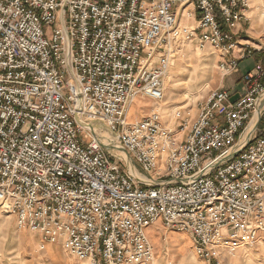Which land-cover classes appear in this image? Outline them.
<instances>
[{
	"label": "built area",
	"instance_id": "1",
	"mask_svg": "<svg viewBox=\"0 0 264 264\" xmlns=\"http://www.w3.org/2000/svg\"><path fill=\"white\" fill-rule=\"evenodd\" d=\"M188 4L193 30L177 11ZM249 10L250 0H0V211L89 264H153L157 222L189 234L209 264L254 248L264 238V36L239 44ZM187 42L222 52L224 76L257 55L244 94L210 92L194 119L175 112L177 132L156 111L129 125L137 97L163 103ZM99 126L142 181L104 149L113 141Z\"/></svg>",
	"mask_w": 264,
	"mask_h": 264
},
{
	"label": "rangeland",
	"instance_id": "2",
	"mask_svg": "<svg viewBox=\"0 0 264 264\" xmlns=\"http://www.w3.org/2000/svg\"><path fill=\"white\" fill-rule=\"evenodd\" d=\"M177 2L180 3V0ZM242 36L240 32L239 39ZM261 37L256 38L254 44L258 43ZM257 58L256 55L241 62L237 73L224 76L219 69V64L223 60L222 52L212 46L200 48L196 43L183 44L169 70L163 103L158 104L137 97L129 109L128 124L140 122L152 110H156L161 114L164 125L175 130L179 125V121L174 119L175 112L179 110L186 114L191 112V118L194 119L198 113V106L205 102L210 92L235 91L242 80L240 70L251 68ZM222 83L224 89L221 88ZM242 94L244 89L241 90L240 95ZM103 137L106 140L108 138L106 135ZM112 145L117 147L114 142ZM132 170L137 171L134 165ZM147 234L154 248L153 264H209L196 252L189 234L168 230L161 222L150 226ZM61 247L60 243L50 244L29 230L19 229L16 216H5L0 211V264H51L44 258V252L51 250L59 253ZM239 253L241 255L236 253L235 257L224 255V264H264V238L254 248L243 249Z\"/></svg>",
	"mask_w": 264,
	"mask_h": 264
},
{
	"label": "crops",
	"instance_id": "3",
	"mask_svg": "<svg viewBox=\"0 0 264 264\" xmlns=\"http://www.w3.org/2000/svg\"><path fill=\"white\" fill-rule=\"evenodd\" d=\"M177 11L179 14L180 26L182 28L193 30L197 27L198 14L194 11V6L192 4H188L184 8H179ZM247 18L249 19V22L243 21L239 26V32L243 35L239 40L240 45H252L256 38L264 36V0H250V10L247 14ZM253 66L245 70H240L242 76L250 71ZM221 88L224 89L223 83ZM241 90H243L242 80L238 88L233 91L235 96H239ZM44 248L46 247L44 246ZM44 258L51 264H89L87 261H79L70 257L62 247L61 252L59 253H55L51 250L47 252L45 251Z\"/></svg>",
	"mask_w": 264,
	"mask_h": 264
},
{
	"label": "bare ground",
	"instance_id": "4",
	"mask_svg": "<svg viewBox=\"0 0 264 264\" xmlns=\"http://www.w3.org/2000/svg\"><path fill=\"white\" fill-rule=\"evenodd\" d=\"M263 108H264V94L261 96V98H260V100H259V103H258V109H257V116H259L260 115V113H261V111L263 110ZM156 109V108H155ZM153 111H156V110H152V112ZM128 116H129V112H128V114H127V118H128ZM251 130H252V127L244 134V136H243V139H242V141L240 142V144L236 147V149H234L233 150V154L236 152V151H238V149L237 148H239V147H242L243 145H245L248 141H249V139H250V137H251ZM110 135V137H109V135ZM96 135L98 136V138H100L102 141H106L105 143H107L108 141L109 142H111V141H113L114 143H116L115 141H114V138H113V136H112V134H110V132L106 129V128H104L103 126H99L98 128H97V130H96ZM103 135H106L108 138H107V140L103 137ZM118 145V144H117ZM235 155V154H234ZM119 158H121V159H126V154H124V152H121L120 154H118L117 155ZM137 169V172L139 171L138 170V168H136ZM133 173V176H135V179H137L138 181H142L139 177H138V175L136 174L137 172L136 171H132ZM45 244V243H44ZM239 252H242V251H239ZM239 252H237L238 254H236V255H241V253H239ZM236 255H234L233 257H235Z\"/></svg>",
	"mask_w": 264,
	"mask_h": 264
},
{
	"label": "water",
	"instance_id": "5",
	"mask_svg": "<svg viewBox=\"0 0 264 264\" xmlns=\"http://www.w3.org/2000/svg\"><path fill=\"white\" fill-rule=\"evenodd\" d=\"M103 147H104V149H105L106 151H108L109 153L115 155L116 157H118L117 154H119V153H121V152H124V154H126L127 159H126V160L122 159V160H124V161L126 162L127 167H128L129 169H132V164H131L130 157H129L128 154L124 151V149H122V148H120V147H115V146L112 145V144H110V145H103Z\"/></svg>",
	"mask_w": 264,
	"mask_h": 264
}]
</instances>
